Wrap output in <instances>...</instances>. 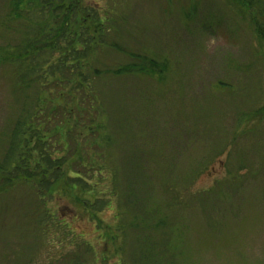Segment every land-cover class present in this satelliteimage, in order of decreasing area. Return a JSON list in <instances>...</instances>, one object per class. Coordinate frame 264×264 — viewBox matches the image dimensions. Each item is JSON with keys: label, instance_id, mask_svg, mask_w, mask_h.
Masks as SVG:
<instances>
[{"label": "rangeland", "instance_id": "obj_1", "mask_svg": "<svg viewBox=\"0 0 264 264\" xmlns=\"http://www.w3.org/2000/svg\"><path fill=\"white\" fill-rule=\"evenodd\" d=\"M8 2L0 0V24ZM80 4L100 11L104 30L125 52L107 49L95 67L112 71L132 64L133 54L165 61L168 70L162 82L142 73L97 80L117 140L111 148L86 137L78 121L91 110L65 94L70 116L61 130L76 144L65 135L53 147L67 148L71 175L79 153L93 164L82 171L92 184L87 198L109 206L93 222V211L75 200L83 191L70 184L57 191L63 197L47 193L40 201L33 183L18 182L0 193V264H142L139 247L152 248L163 264H264V39L252 23L257 10L236 0ZM20 37L2 30L0 44ZM25 95L15 65L0 63V159L27 109Z\"/></svg>", "mask_w": 264, "mask_h": 264}, {"label": "trees", "instance_id": "obj_2", "mask_svg": "<svg viewBox=\"0 0 264 264\" xmlns=\"http://www.w3.org/2000/svg\"><path fill=\"white\" fill-rule=\"evenodd\" d=\"M236 1L243 6L245 2V6L250 5L257 10L259 15L252 23L258 37L264 39V22L260 19L264 18V4L260 0ZM82 2L83 0L8 2V11L0 24V31L16 32L21 37L16 43L0 44V63L15 65L18 90L28 95V106L14 121L7 149L0 159V193L10 190L18 182L33 183L41 201L47 193L55 192L63 197L64 192L57 191L64 183H68L72 188L83 191L81 195L84 199L78 194L75 200H83L85 210L93 211L97 218L92 216V220L97 222V219L100 220L97 213L108 207L109 202L87 198L86 193L93 191L89 188L92 184L83 176L82 171L88 170V167L93 168V164H85L86 157L79 153L80 159L75 164L79 171L71 175L65 170L69 163L68 156L64 155L67 148L62 146L56 150L53 147V143L62 144L60 136L65 135L67 138L71 137L70 144H76L73 135L64 134L61 130V122L70 116L62 100L65 94L76 95L80 110H91L85 123L84 118L78 121L79 125L86 128V137L96 141L98 148H111L116 139L108 129L109 115L99 100L97 80L108 74L127 76L142 73L162 82L168 67L165 61L133 54L130 55L132 64L120 65L112 71L95 67L94 63L105 50L114 48L125 52L116 41H112L109 31L104 30L100 11L83 6L80 4ZM29 92L35 96L31 98ZM73 111L75 117L79 115L78 111ZM45 213L46 211L43 215ZM135 224L134 220L132 225ZM99 227L102 228L101 223ZM127 238L123 231L121 248ZM113 240H117L116 236ZM138 250L141 252H137L138 259L142 264H163L152 248L147 251L139 247ZM84 251L89 254L91 246Z\"/></svg>", "mask_w": 264, "mask_h": 264}]
</instances>
